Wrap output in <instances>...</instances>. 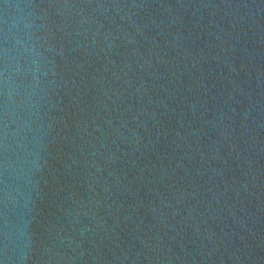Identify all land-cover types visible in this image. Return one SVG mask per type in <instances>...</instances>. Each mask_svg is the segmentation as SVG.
<instances>
[{
	"label": "water",
	"instance_id": "obj_1",
	"mask_svg": "<svg viewBox=\"0 0 264 264\" xmlns=\"http://www.w3.org/2000/svg\"><path fill=\"white\" fill-rule=\"evenodd\" d=\"M0 264H264V0H0Z\"/></svg>",
	"mask_w": 264,
	"mask_h": 264
}]
</instances>
